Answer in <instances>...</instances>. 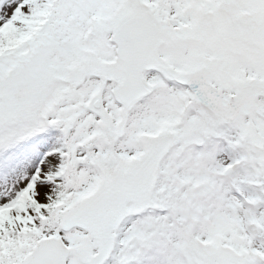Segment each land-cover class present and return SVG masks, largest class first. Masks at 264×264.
Listing matches in <instances>:
<instances>
[{
	"label": "snow or ice",
	"instance_id": "1",
	"mask_svg": "<svg viewBox=\"0 0 264 264\" xmlns=\"http://www.w3.org/2000/svg\"><path fill=\"white\" fill-rule=\"evenodd\" d=\"M198 127L264 177V0H0V264H150Z\"/></svg>",
	"mask_w": 264,
	"mask_h": 264
},
{
	"label": "rangeland",
	"instance_id": "2",
	"mask_svg": "<svg viewBox=\"0 0 264 264\" xmlns=\"http://www.w3.org/2000/svg\"><path fill=\"white\" fill-rule=\"evenodd\" d=\"M210 128H192L182 145L176 150L173 160V175L163 177L171 188L172 208L167 220L154 234L149 250L150 264H235V256H243L241 249L233 248L226 236L241 229L254 231L248 223L251 214L264 216V177L257 175L254 168L246 163L236 164L243 150L231 146L227 140L212 137ZM249 138L256 148L264 151V128L250 130ZM220 161L224 166L235 165L228 174L219 177L223 181L219 191L225 193L223 203L217 212L215 223L216 239L223 241V247L230 254L215 250L216 239L207 231H195L204 209L197 203L196 189L208 184L211 169L197 171L204 161ZM213 193H218L213 190ZM249 199H256L255 205ZM256 245L264 244V236L254 235Z\"/></svg>",
	"mask_w": 264,
	"mask_h": 264
},
{
	"label": "clouds",
	"instance_id": "3",
	"mask_svg": "<svg viewBox=\"0 0 264 264\" xmlns=\"http://www.w3.org/2000/svg\"><path fill=\"white\" fill-rule=\"evenodd\" d=\"M220 161L213 159L212 161H204L201 163L197 171H207L211 169L212 175L209 178V182L206 186L196 189V199L197 203L202 206L204 212L201 218L195 222V231H207L211 234V238L216 239L215 235V223L217 212L220 210V206L223 203V198L225 193L220 192V185L223 184V181L219 179L223 174L219 171ZM215 190L218 195L213 193ZM224 239L228 241L229 244L232 245L233 248L242 249L245 246L251 247L252 241L247 239L244 235V230L234 233L231 236H226ZM223 241L220 239H216L215 250L220 254H232L229 249H226L222 246ZM258 247L260 245H257ZM237 260L244 259L243 256H235Z\"/></svg>",
	"mask_w": 264,
	"mask_h": 264
}]
</instances>
